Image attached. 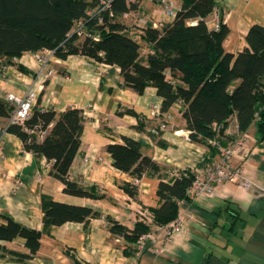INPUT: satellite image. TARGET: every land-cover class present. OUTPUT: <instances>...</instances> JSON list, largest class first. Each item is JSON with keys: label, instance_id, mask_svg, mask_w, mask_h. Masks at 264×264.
Listing matches in <instances>:
<instances>
[{"label": "crops", "instance_id": "crops-1", "mask_svg": "<svg viewBox=\"0 0 264 264\" xmlns=\"http://www.w3.org/2000/svg\"><path fill=\"white\" fill-rule=\"evenodd\" d=\"M128 1L139 2L141 17L155 27L173 21L149 0ZM216 1L215 13L230 30L224 47L237 55L248 46L246 37L251 27L264 26V0ZM212 15L208 22L211 29L215 20ZM124 20L131 32L140 31L133 11ZM16 63L30 73L16 65H4L0 59V98L6 100L9 94L25 96L35 92V107L40 109L58 113L72 107L81 109L86 125L70 176L85 186L100 187L109 199L94 200L66 194L65 184L51 175L52 165L47 158H38L26 151L18 136L4 132L0 135V223H6L1 214L5 213L44 234L34 259L21 263L11 255H0V264H134L136 261L141 264H264V143L258 141L255 125L248 132L252 138L251 153L243 165L248 187L227 183L212 196L199 197L185 204L180 213L184 217L180 231L169 236L174 222L158 228L148 241V248L130 257L124 253L125 239L110 231L107 219L133 228L138 215L158 207L161 179L158 175H146L137 181L117 169L107 146L124 144V137L132 138L142 143L144 155L175 172L196 171L207 164L206 160L217 161L218 151L212 154L209 146L189 140L186 122L177 109L165 118L157 116L163 103L157 90L150 87L143 95H138L125 87L121 68L117 65L79 55L67 59L54 56L42 65L33 53L22 55ZM129 108L138 116L118 114ZM163 119L168 121V128L157 135L154 131ZM7 122H2L0 130ZM142 123L143 130H140L137 127ZM227 133H238L235 119ZM44 138L45 135L41 136L42 140ZM234 163L242 165V158L239 156ZM125 183L139 185L138 199L131 198L121 188ZM44 197L92 208L102 217L92 219L87 227L83 223L69 222L46 230ZM229 208L236 213L240 211V216L234 212L231 215ZM0 245L15 252H30L21 238L0 241Z\"/></svg>", "mask_w": 264, "mask_h": 264}, {"label": "trees", "instance_id": "trees-1", "mask_svg": "<svg viewBox=\"0 0 264 264\" xmlns=\"http://www.w3.org/2000/svg\"><path fill=\"white\" fill-rule=\"evenodd\" d=\"M0 0V59L4 65H16L26 73L28 69L16 63L26 53L53 51L67 59L71 55L86 56L100 63L121 68L123 85L138 95L150 87L162 97V118L177 109L186 122L192 142L218 149L210 141L218 139L229 147L252 126L257 127V139L264 143V26L253 25L246 37L248 46L237 55L225 47L230 30L221 23L211 29L209 17L217 10L216 0H179L181 10L171 23L155 27L148 22L133 33L124 17L140 11L139 2L110 0ZM80 22L85 32L98 36L81 37L76 32ZM177 103L182 108L176 107ZM14 107L0 98V125L18 136L26 151L36 157H46L51 175L65 184L68 195L94 200L109 199L100 187L85 186L70 176V169L81 148L86 125L84 112L72 107L62 113L34 107L25 125L9 122ZM120 116H138L134 109L119 111ZM165 118V117H164ZM235 119L238 133L229 135L227 129ZM168 125V121L162 120ZM138 129L143 130V123ZM156 134L163 130L156 127ZM45 135L42 140L41 136ZM143 145L129 137L124 144H109L114 166L137 181L146 175H158L159 205L150 209L153 222L137 216L133 228L108 218L110 231L126 241L127 256L140 254L142 236L156 233L174 222L185 204L194 200L189 194L196 178L194 170L173 171L144 155ZM210 162L206 160L205 163ZM165 173V174H164ZM121 188L138 199L139 185L125 183ZM231 207V204H229ZM45 229L69 222L87 227L102 214L92 208L70 205L43 198ZM221 210L216 213L219 214ZM231 215L240 216L229 208ZM234 212V213H233ZM6 223H0V241L24 239L29 253L15 252L0 245L1 257L11 255L26 263L34 259L42 245L44 231L29 228L10 215L1 213Z\"/></svg>", "mask_w": 264, "mask_h": 264}, {"label": "built area", "instance_id": "built-area-1", "mask_svg": "<svg viewBox=\"0 0 264 264\" xmlns=\"http://www.w3.org/2000/svg\"><path fill=\"white\" fill-rule=\"evenodd\" d=\"M152 3L157 4L161 9L170 17L175 18L181 7L178 3L179 0H149ZM111 1L107 0L102 2V6L107 8L110 6ZM139 22V26L144 27L148 23L146 19H143L139 13L136 14ZM220 20L216 18L213 22V29L220 28ZM76 32L81 37L92 36L94 39L99 40L98 36H94L85 32V24L80 22L77 27ZM55 56V52L47 51L34 54V57L42 65L47 64ZM51 73V72H50ZM7 101L14 107L13 114L9 120L12 124L25 125L26 121L31 117L33 109L35 107V92H29L25 96H18L15 94H9L7 96ZM176 107L178 109L182 108L181 103H177ZM161 115L157 112L156 114ZM168 125L165 122H161L159 125L160 130H166ZM5 129L0 130V135H2ZM156 133V130L154 131ZM188 138L190 139V132H188ZM248 133L242 134L235 142L229 147H224L220 144L218 139L210 141L211 144L218 149L219 159L215 162H209L202 168L195 171L196 178L193 186L189 190V194L193 200L199 197H210L214 194L216 189L227 183H239L242 187H248L249 182L245 180L243 175V168L241 165H235L234 159L236 156L241 158L247 157L250 148L247 146ZM245 152L241 155L240 152ZM185 205V203H184ZM149 223L153 222V218L150 213L141 214ZM184 217L179 215V217L174 221L172 227H170V234H174L180 231L183 227ZM152 234L144 235L141 237L139 242V252H144L146 250V242ZM136 264V263H135Z\"/></svg>", "mask_w": 264, "mask_h": 264}, {"label": "rangeland", "instance_id": "rangeland-1", "mask_svg": "<svg viewBox=\"0 0 264 264\" xmlns=\"http://www.w3.org/2000/svg\"><path fill=\"white\" fill-rule=\"evenodd\" d=\"M141 14L143 15V13H141ZM165 14H166V13H165ZM166 15H167V14H166ZM167 16H168V15H167ZM212 17H213L212 19L219 18V20H220V24L223 23L222 20H221V18H220V15H218V14L215 13V14L212 15ZM213 22H214V21H213ZM167 127H168V126H167ZM248 137H249V138L247 139V142H246V143H247V146L250 148L252 138H251V136L249 135V133H248ZM240 153H241V155H243V153H245V152L242 151V152H240ZM250 153H251V150L249 151L247 157H246V155H245V158H242V161H243V163H242V165H241L242 168H243L244 163L246 162V160H247L248 157L250 156ZM238 157H239V156H236L235 159H237ZM235 159H234V160H235ZM214 162H215V161H214ZM234 164L236 165V163H234ZM239 165H240V164H239ZM237 184H239V183H237ZM239 185H240V184H239ZM152 236H153V234H152ZM169 236H172V234H170V230H169ZM149 240H152V237L149 238V239L147 240V242H146V243H147V244H146V249L148 248L147 245H148V241H149ZM135 263H136V264H141V263H139L138 261H136ZM135 263H134V264H135Z\"/></svg>", "mask_w": 264, "mask_h": 264}]
</instances>
